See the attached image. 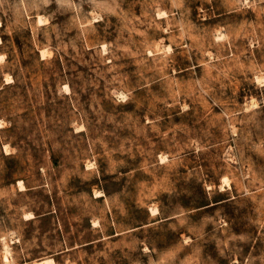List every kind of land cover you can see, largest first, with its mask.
Returning a JSON list of instances; mask_svg holds the SVG:
<instances>
[{
  "label": "rangeland",
  "instance_id": "1",
  "mask_svg": "<svg viewBox=\"0 0 264 264\" xmlns=\"http://www.w3.org/2000/svg\"><path fill=\"white\" fill-rule=\"evenodd\" d=\"M0 264H264V0H0Z\"/></svg>",
  "mask_w": 264,
  "mask_h": 264
},
{
  "label": "bare ground",
  "instance_id": "2",
  "mask_svg": "<svg viewBox=\"0 0 264 264\" xmlns=\"http://www.w3.org/2000/svg\"><path fill=\"white\" fill-rule=\"evenodd\" d=\"M8 79H9V77H8ZM11 79V78H10ZM19 184H20V181H19ZM21 186H23L22 184H20ZM22 189H24V188H22ZM156 212H155V209L154 210H152V214H155ZM33 216V215H32ZM27 218V217H26ZM8 246H6L5 245V252H6V254L8 253V248H7ZM4 251V250H3ZM4 259H5V261H7L8 260V257L5 255L4 257H3ZM5 263V262H4ZM9 263V262H8Z\"/></svg>",
  "mask_w": 264,
  "mask_h": 264
}]
</instances>
